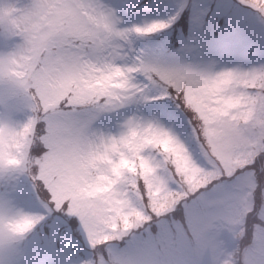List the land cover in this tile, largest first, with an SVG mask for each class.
Returning <instances> with one entry per match:
<instances>
[{
  "label": "clouds",
  "instance_id": "obj_1",
  "mask_svg": "<svg viewBox=\"0 0 264 264\" xmlns=\"http://www.w3.org/2000/svg\"><path fill=\"white\" fill-rule=\"evenodd\" d=\"M132 7L0 0V264H264V59L157 54L180 9Z\"/></svg>",
  "mask_w": 264,
  "mask_h": 264
},
{
  "label": "rangeland",
  "instance_id": "obj_2",
  "mask_svg": "<svg viewBox=\"0 0 264 264\" xmlns=\"http://www.w3.org/2000/svg\"><path fill=\"white\" fill-rule=\"evenodd\" d=\"M140 1L128 0V3L135 7ZM189 4L191 10L189 26L185 29L186 34L180 31L179 44L181 42V45L172 49V41L169 40L172 28L182 10ZM234 4L235 0H152L147 6H143L141 11L132 19L167 18L176 12L177 8L180 9L177 19L170 28L153 34L145 42L146 47L157 54H179L187 59L217 57L214 54L215 51L223 48V54L219 55L218 58L226 64L240 61L249 63L250 61L245 55L251 52H255L256 55L250 63L264 59V28L248 13L234 7ZM134 7L131 8L130 14L134 11ZM220 18L221 22L218 24ZM215 30L217 32H214ZM162 35L169 37L165 38ZM53 240L54 234L47 239L34 238L29 244L28 251L31 255L38 252L34 256L36 259L51 263L52 255H54L58 258L56 259V264H58L62 259L60 253L62 248L55 249Z\"/></svg>",
  "mask_w": 264,
  "mask_h": 264
},
{
  "label": "trees",
  "instance_id": "obj_3",
  "mask_svg": "<svg viewBox=\"0 0 264 264\" xmlns=\"http://www.w3.org/2000/svg\"><path fill=\"white\" fill-rule=\"evenodd\" d=\"M184 12H182L177 20V22H175L174 24V28H180L181 24H182V18H183Z\"/></svg>",
  "mask_w": 264,
  "mask_h": 264
},
{
  "label": "snow or ice",
  "instance_id": "obj_4",
  "mask_svg": "<svg viewBox=\"0 0 264 264\" xmlns=\"http://www.w3.org/2000/svg\"><path fill=\"white\" fill-rule=\"evenodd\" d=\"M165 112H167V109H165ZM195 147V145H193Z\"/></svg>",
  "mask_w": 264,
  "mask_h": 264
}]
</instances>
